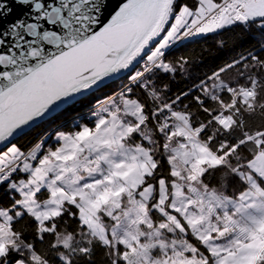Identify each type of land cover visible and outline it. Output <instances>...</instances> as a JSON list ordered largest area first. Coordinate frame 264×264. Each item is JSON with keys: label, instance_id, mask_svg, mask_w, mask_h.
Returning a JSON list of instances; mask_svg holds the SVG:
<instances>
[{"label": "snow or ice", "instance_id": "1", "mask_svg": "<svg viewBox=\"0 0 264 264\" xmlns=\"http://www.w3.org/2000/svg\"><path fill=\"white\" fill-rule=\"evenodd\" d=\"M237 29L264 0H0V264H264V39L162 83Z\"/></svg>", "mask_w": 264, "mask_h": 264}, {"label": "trees", "instance_id": "2", "mask_svg": "<svg viewBox=\"0 0 264 264\" xmlns=\"http://www.w3.org/2000/svg\"><path fill=\"white\" fill-rule=\"evenodd\" d=\"M183 2L190 6L194 4V0H183ZM261 39L264 38L260 37L258 33L249 35L242 33L240 29L196 37L187 44L177 46L168 54L170 61L179 60L181 57L187 58L189 60L188 70L185 73H178L172 78H163L162 83L169 86L172 94L187 91L213 71L219 70L227 63L239 58L241 54L246 55L248 51H256L259 48ZM219 41L224 42L223 47L220 46ZM124 83L125 81H117L97 95L103 98L118 91ZM76 115L77 113H73L71 117L58 121L50 128L37 130L30 136L20 140L19 144L28 147L44 132H53L57 128L69 130L71 128L70 121ZM97 260H99V257Z\"/></svg>", "mask_w": 264, "mask_h": 264}, {"label": "built area", "instance_id": "3", "mask_svg": "<svg viewBox=\"0 0 264 264\" xmlns=\"http://www.w3.org/2000/svg\"><path fill=\"white\" fill-rule=\"evenodd\" d=\"M195 38H196V37H192L191 39H186V40H184V41H181V42L178 43L177 45H174L173 48H172L170 51H172L174 48H176V47L179 46V45L187 44V43L193 41Z\"/></svg>", "mask_w": 264, "mask_h": 264}, {"label": "water", "instance_id": "4", "mask_svg": "<svg viewBox=\"0 0 264 264\" xmlns=\"http://www.w3.org/2000/svg\"><path fill=\"white\" fill-rule=\"evenodd\" d=\"M114 2L115 3H119L120 2V0H114ZM15 17H13V19H14Z\"/></svg>", "mask_w": 264, "mask_h": 264}, {"label": "rangeland", "instance_id": "5", "mask_svg": "<svg viewBox=\"0 0 264 264\" xmlns=\"http://www.w3.org/2000/svg\"><path fill=\"white\" fill-rule=\"evenodd\" d=\"M197 37H201V36H197ZM57 129H58V128H57ZM55 130H56V129H55ZM55 130H54V131H55ZM54 131H53V132H54Z\"/></svg>", "mask_w": 264, "mask_h": 264}]
</instances>
